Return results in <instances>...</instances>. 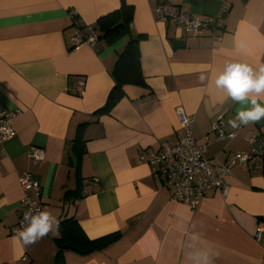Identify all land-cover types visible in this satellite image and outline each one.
<instances>
[{
	"label": "crops",
	"instance_id": "obj_1",
	"mask_svg": "<svg viewBox=\"0 0 264 264\" xmlns=\"http://www.w3.org/2000/svg\"><path fill=\"white\" fill-rule=\"evenodd\" d=\"M123 1L134 7L130 32L139 38V68L133 70L144 81L126 82L112 109L96 113L116 84L114 69L131 37L101 50L74 46L71 37L79 26L88 34L87 25ZM172 1L195 14H222L220 39L211 30L193 36L158 21L154 9L162 0H0V106L21 109L16 134L0 144V264H55L59 228L27 247L14 232L26 171L41 182V210L58 221L73 217L90 239L118 234L90 253L65 250V264H187L184 246L193 233L216 253L213 264H264V161L233 165L222 177L225 190L208 192L195 209L173 200L164 176L140 162L162 141L179 142L178 107L194 116V134L214 164L259 144L264 120L232 129L228 121L240 106L215 103L211 81L229 60L264 65V0ZM241 41L246 49L236 47ZM126 63L136 65L132 58ZM219 113L224 130L237 134L208 140ZM85 122L79 163L73 143ZM32 146L44 148L45 160L30 158ZM77 183L83 194L64 201Z\"/></svg>",
	"mask_w": 264,
	"mask_h": 264
},
{
	"label": "built area",
	"instance_id": "obj_2",
	"mask_svg": "<svg viewBox=\"0 0 264 264\" xmlns=\"http://www.w3.org/2000/svg\"><path fill=\"white\" fill-rule=\"evenodd\" d=\"M225 6L222 11H225ZM155 18L163 23L175 24L193 36H200L207 30H211L216 38L220 39L222 32L223 15L205 16L181 10L172 0H162L154 9ZM222 13V12H221ZM226 12H224L225 14ZM74 46L88 43L96 50H101L104 44L99 39L97 30L88 26V34H83L76 29L71 37ZM81 88L85 82H79ZM21 113L20 108L7 110L0 106V144L12 138L16 134L13 121ZM181 137L177 144L162 141L157 150L142 153L140 162L150 165L156 174L164 176V184L171 189L173 200L183 202L192 209L197 208L202 198L210 191L225 190L222 177L230 172L233 165L237 163L249 164L252 160L260 158L264 161V134L263 138H256L258 145L252 144L255 137H249L252 148L249 151H235L229 155L225 163L214 164L206 157L207 146L201 144L194 134V116L187 113L183 107L176 110ZM233 132L224 130V114L219 113L212 124V132L207 136L208 140L217 141L231 139ZM29 156L34 161L45 160L44 148L32 146ZM19 183L24 190L20 200L19 219L14 232L22 226L25 212L41 209V182L32 172L26 171L19 177ZM262 231L258 230L255 238L260 240Z\"/></svg>",
	"mask_w": 264,
	"mask_h": 264
},
{
	"label": "clouds",
	"instance_id": "obj_3",
	"mask_svg": "<svg viewBox=\"0 0 264 264\" xmlns=\"http://www.w3.org/2000/svg\"><path fill=\"white\" fill-rule=\"evenodd\" d=\"M236 47L246 49L247 45L241 41ZM199 79L205 81L208 77L202 72ZM211 85L217 93L215 103L223 105L230 100L240 106L228 121L232 129L238 130L241 126L264 120V65L254 67L242 60L226 61L216 72ZM231 135L234 136L235 132ZM21 223L16 237L26 247L59 228L57 218L51 212L40 209L25 212ZM184 247L187 264H213L216 253L211 247L202 246L199 234L189 236Z\"/></svg>",
	"mask_w": 264,
	"mask_h": 264
},
{
	"label": "trees",
	"instance_id": "obj_4",
	"mask_svg": "<svg viewBox=\"0 0 264 264\" xmlns=\"http://www.w3.org/2000/svg\"><path fill=\"white\" fill-rule=\"evenodd\" d=\"M134 17V7L131 4H127L125 1L122 2L119 9L112 11L104 16L97 19L95 25L89 24L92 28L98 31L100 41L111 44L115 40L122 37H131L130 23ZM86 26L88 30V26ZM80 27V28H79ZM78 29H81L79 26ZM84 34V33H83ZM105 41V42H104ZM138 41L139 38L131 37L128 41L125 50L120 54L114 69V76L116 78V84L111 90L108 100L103 107L98 109L97 112H109L112 107L123 97V85L126 82L143 83V78H137V73L133 70L135 66L139 68L138 61ZM132 58L136 65L127 64V60ZM124 71L120 73V70ZM129 70V71H127ZM125 73V77L123 74ZM87 123H81L78 125L76 135L73 143V151L80 157L84 152V139L83 131ZM169 188V187H168ZM170 189V188H169ZM83 194V187L80 183L74 189L67 190L64 195V201H73L79 198ZM42 196V195H41ZM42 201V200H41ZM43 203L41 205V209ZM40 209V210H41ZM60 236L56 238V245L58 251L56 253L55 264H65L63 258V252L65 250H75L81 253H90L94 250L105 247L112 240L118 237L117 233L109 234L97 239H90L85 235L83 229L78 224L77 220L73 217L64 218L59 221Z\"/></svg>",
	"mask_w": 264,
	"mask_h": 264
}]
</instances>
